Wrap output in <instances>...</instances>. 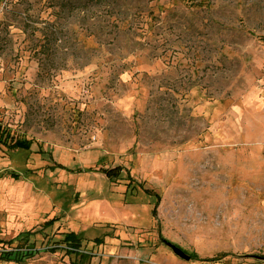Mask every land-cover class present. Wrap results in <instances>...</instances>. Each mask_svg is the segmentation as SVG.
I'll return each mask as SVG.
<instances>
[{
    "label": "rangeland",
    "instance_id": "1",
    "mask_svg": "<svg viewBox=\"0 0 264 264\" xmlns=\"http://www.w3.org/2000/svg\"><path fill=\"white\" fill-rule=\"evenodd\" d=\"M0 125V264H264V0H0Z\"/></svg>",
    "mask_w": 264,
    "mask_h": 264
},
{
    "label": "trees",
    "instance_id": "2",
    "mask_svg": "<svg viewBox=\"0 0 264 264\" xmlns=\"http://www.w3.org/2000/svg\"><path fill=\"white\" fill-rule=\"evenodd\" d=\"M31 146H32L31 141H28L26 139H23V140L16 139L9 130H7L5 127L0 125V151L2 150V148H6V149L8 148L9 150H28L31 148ZM121 171H122V168L117 167V168L111 169L110 171H106V173L111 176L112 180H114L117 177L120 178V176L122 174ZM145 192L149 196L155 195V197H157V199H158L157 203H156V208H157V205L161 201V196H159L157 193H155L151 190L145 189ZM154 211H155V209H154ZM153 216L156 217L155 212H153ZM57 220L58 219H53L51 221H48L43 226V228L44 229L52 228L54 226V224L57 222ZM39 233H40V231L29 232L30 238L34 239V241L32 242L34 245H36V239H35L36 235H38ZM1 244H3V241L0 240V245ZM60 244L64 245L63 247H64V250L66 251L67 254L76 253L79 250H81V248H82V240L74 232L64 234L63 239L60 241ZM57 248H60V246H57ZM178 250H180V248H178ZM27 251L33 252L34 250L30 249ZM1 256H4L6 258V259H4V261H10L12 263L18 264L27 258V257L25 258L24 256H28V255L21 253V251L17 250V248H16L12 251L10 250V251L4 252L3 254H1ZM222 259H223V257H219L216 259L214 258V259H208V260H204V261L216 263Z\"/></svg>",
    "mask_w": 264,
    "mask_h": 264
},
{
    "label": "water",
    "instance_id": "3",
    "mask_svg": "<svg viewBox=\"0 0 264 264\" xmlns=\"http://www.w3.org/2000/svg\"><path fill=\"white\" fill-rule=\"evenodd\" d=\"M174 249H175L176 253H180V252H181L180 250H178V249H176V248H174Z\"/></svg>",
    "mask_w": 264,
    "mask_h": 264
}]
</instances>
